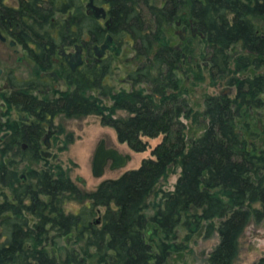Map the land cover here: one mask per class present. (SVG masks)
<instances>
[{"label": "trees", "instance_id": "obj_1", "mask_svg": "<svg viewBox=\"0 0 264 264\" xmlns=\"http://www.w3.org/2000/svg\"><path fill=\"white\" fill-rule=\"evenodd\" d=\"M38 1L42 5L27 7L24 14L41 21L37 26L65 31L83 16L87 29H100L104 36L105 28L84 11L81 0ZM101 1L112 19L107 30L119 39L130 34L136 55L144 59L129 73V89L117 90L106 81L111 58L101 66L87 65L84 72H70L68 89L54 98V114H98L120 141L138 151L148 147L142 135L163 133V139L138 167L105 178L93 190L80 189L61 163L30 173L35 182L18 187V202L0 203V264H172L202 228L206 236L214 231L220 236L208 264H235L246 225L264 219V144L238 130V119L251 106L264 104V72L235 75L264 64V27L256 20L264 18V0ZM49 4L53 11L44 8ZM53 15L56 20L49 23ZM180 19H192L204 34L192 36L182 50L172 41V26ZM197 36L212 82L228 76L227 82L237 85L235 96L206 94L203 110L189 103L188 86L179 74L183 61L194 63L182 53L193 50ZM195 64L198 71L183 72L202 79V66ZM119 109L129 114L115 116ZM182 116L200 120L204 131L186 139ZM174 164L181 165L176 187L153 201L155 211L149 215L150 197L159 194L158 184ZM26 194L32 196L29 201ZM69 199L83 206L66 212ZM99 206L105 210L98 224L93 215ZM61 236L75 237L74 246L60 244ZM257 264H264V255Z\"/></svg>", "mask_w": 264, "mask_h": 264}, {"label": "flooded vegetation", "instance_id": "obj_2", "mask_svg": "<svg viewBox=\"0 0 264 264\" xmlns=\"http://www.w3.org/2000/svg\"><path fill=\"white\" fill-rule=\"evenodd\" d=\"M95 2L107 9V17H95L100 28H105L103 37L100 29H87L83 16L79 19V25L65 31L61 28L50 29L44 24L42 25L45 27L37 26L36 23L41 24V21H32L24 15L29 13L27 7L34 9L42 5L38 0H0V130H3L0 135V152L3 157L0 161V181L9 185L12 190L11 195L3 193L5 197L0 201L3 206L18 202L16 196L18 187L32 186L35 181L32 176L30 177V173L39 169L29 165L24 171H20L18 165L10 167L9 164L18 159L37 162L38 155L49 157L52 154L50 148L54 134L53 121L56 116L53 102L61 91L68 89L59 88L55 80L63 81L69 86L67 76L70 72L77 70L84 72L86 66L94 62L101 66L109 58L113 61L112 51L122 52L121 48L127 42L134 44V38L130 34L119 39L107 30L112 24L111 20L109 27L106 26V21L110 17L109 6L101 0ZM81 3L88 14L87 2L81 0ZM44 8L53 11L54 5L49 4ZM58 8L60 10L61 7ZM55 20L56 16H50L49 23ZM177 24L182 28L178 30L179 33L184 27L186 31L185 37L180 36L181 40L176 44V48L182 50L183 46L192 40L190 36L188 37L189 31L194 36L197 33H192L194 26L192 19L189 23L180 19ZM108 34L113 38L111 46L98 55L96 49H100ZM78 49L81 61L73 69L70 64L72 56L68 54ZM183 53L192 55L186 51ZM134 68L127 71V77ZM14 113L16 115H13ZM47 152H50V155H47ZM30 198L26 194L25 200L29 201Z\"/></svg>", "mask_w": 264, "mask_h": 264}, {"label": "rangeland", "instance_id": "obj_3", "mask_svg": "<svg viewBox=\"0 0 264 264\" xmlns=\"http://www.w3.org/2000/svg\"><path fill=\"white\" fill-rule=\"evenodd\" d=\"M86 2L88 0H85ZM158 3H162L163 0H156ZM258 25L264 27V18H257ZM104 22V21H103ZM181 26L175 23L172 26V32L174 36L172 38L173 44L179 43L181 40L180 33ZM188 30H190L188 28ZM191 37L190 31L188 37ZM197 36L194 42L191 44L192 51L190 55L192 57L189 63L183 61L179 74L184 77L185 83L188 86V92L185 93L189 103L194 109H204V98L206 94H219L225 91L227 87L230 90H226L225 94L235 96L237 92V85L227 82V77L220 79L219 82H212L210 79L209 71L205 67L207 66L206 58L202 55V48L204 44H201ZM240 46L235 47L236 50H240ZM122 52L112 51V71L106 79L107 82L111 83L115 89L131 88L130 81L127 79V71L136 67L137 63L140 62L142 56L135 57L134 44L125 43ZM184 57V58H185ZM139 58V59H138ZM197 58V59H196ZM195 63H199L202 66V72L204 77L198 79L192 72L184 73L183 69L192 68L198 71ZM206 64V65H205ZM183 68V69H182ZM264 72V64L260 67L254 65L249 66L245 71L236 72L235 75L240 77L255 75L257 73ZM234 74V73H232ZM231 76V74H230ZM127 79V80H126ZM59 88H67L65 82H58ZM98 93L97 90H94ZM57 95V94H56ZM264 96V94H262ZM106 103L111 104L110 98H105ZM1 106V101H0ZM1 110V108H0ZM128 111L125 109L117 110L115 116H126ZM13 115H16L14 113ZM182 119L187 124L185 129L186 139L190 140L191 137L200 135L204 131L203 123L193 120L191 117H184ZM202 119V118H201ZM238 124V130L240 133L248 139L264 144V104L262 106H251L249 112L244 116L240 117ZM53 139L50 151L52 154L49 157H44L37 162H31L29 159L16 160L10 163L9 166L18 165L20 171H24L29 165L35 167H48L56 163H61L66 172L69 174L75 184L82 190H93L98 184L108 177H118L123 172L130 168L138 167L143 158L153 156L152 150L155 145L163 139L164 134L161 133L157 136L151 137L142 135V138L148 141V147L144 150H134L127 142L120 141L118 139L117 131L113 126L105 125L101 122V116L95 113H91L83 116H67L63 113L57 114L53 121ZM250 127V131H247L245 125ZM3 130H0V135ZM102 138H105L107 146H114L121 152L130 153L132 158L128 161L127 165L121 168L112 169L107 165L106 170L102 176H95L93 174V157L97 146L99 145ZM0 152V161L2 160ZM6 158V157H5ZM18 158V157H16ZM181 174V165L174 164L169 170L166 177L161 178L158 184L159 194L151 195V204L147 209V213L153 214L155 207L153 205L154 200H160L163 191L174 190L176 187L177 180ZM80 178H84L86 182H82ZM11 187L5 185L0 181V201L4 199L5 194L11 195ZM260 206V203H255ZM83 206V202L76 199H69L65 203L66 212H77ZM105 210L104 206L95 208L93 218H99L102 216ZM2 217H0V220ZM100 222H98L99 224ZM0 229L1 226H0ZM184 232L182 231V234ZM54 234V230L51 231L50 235ZM220 236L218 231H214L212 234L206 236L203 228L200 233H196L189 242V247L185 250L178 259H172V264H208L207 258L214 246L219 242ZM60 244H67V246H74L75 237H60ZM52 247V246H50ZM264 255V219L256 221L252 219L245 227L243 233L239 239V253L236 258L235 264H257L261 256ZM92 264V262L90 263Z\"/></svg>", "mask_w": 264, "mask_h": 264}, {"label": "water", "instance_id": "obj_4", "mask_svg": "<svg viewBox=\"0 0 264 264\" xmlns=\"http://www.w3.org/2000/svg\"><path fill=\"white\" fill-rule=\"evenodd\" d=\"M87 12L88 14L96 17V18H105L107 17V9L105 6L103 5H99L95 2V0H88L87 1ZM111 17H109L106 21V26L109 27V24L111 22ZM192 33L196 34L199 33L202 36H204V34L202 33V31H200L198 29V27L193 26L192 27ZM186 31H185V27L184 30L181 31L180 36L183 38L185 37ZM113 41L112 35L108 34L106 41L104 43H102V46H96V48H100L99 50L96 49L97 54L101 55V53L103 52V50H105L106 48L110 47V43ZM79 47V46H78ZM68 55H71L72 58L70 59V64L71 67L73 69H75L76 65L81 61V57H80V51L78 49V51L74 52V53H70ZM183 56H186L185 53H183ZM189 60L192 59V57L189 55L188 56ZM197 59V58H196ZM226 90H230V87H227L225 89ZM225 91L222 92V94H225ZM48 146L50 145L49 143H47ZM47 155H50V152L46 153ZM132 158V155L130 153H124L121 152L118 148L114 147V146H107L106 145V140L105 138H102L99 145L97 146L95 153H94V157H93V174L95 176H102L106 170L107 165H109L110 168L112 169H116V168H121L127 165L128 161ZM82 182H86V180L84 178H80ZM100 218L96 219V222H99Z\"/></svg>", "mask_w": 264, "mask_h": 264}]
</instances>
